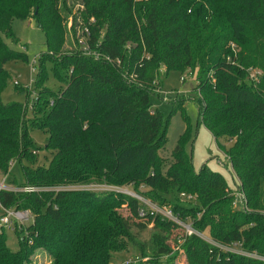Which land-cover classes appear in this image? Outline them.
I'll list each match as a JSON object with an SVG mask.
<instances>
[{
  "label": "trees",
  "instance_id": "16d2710c",
  "mask_svg": "<svg viewBox=\"0 0 264 264\" xmlns=\"http://www.w3.org/2000/svg\"><path fill=\"white\" fill-rule=\"evenodd\" d=\"M70 17L85 40L66 50ZM14 19L33 20L47 39L30 110L1 97L10 77L6 64L29 62L5 40L18 42ZM49 61L66 84L58 93L45 89ZM250 67L263 71L257 83L249 79ZM162 69L197 70L199 121L230 161L244 195L242 211L221 173L194 169L189 99H173L169 115L153 108ZM178 112L186 129L166 164L160 151ZM33 128L49 133L47 166H36ZM23 159L29 164L22 166V186L37 190H2L0 204L30 210L33 221L14 230L17 251L0 230V264H32L38 248L51 254L49 264H111L130 244L147 258L131 264H171L161 259L173 254L165 237L178 225L150 213L140 218L143 204L120 188L170 206L195 230H209L217 244H240L264 256V0H0V172L8 175L11 162ZM182 193L195 202L185 203ZM124 206L131 217L123 215ZM150 224L147 249L137 245L134 230ZM183 239L188 264H264L196 235Z\"/></svg>",
  "mask_w": 264,
  "mask_h": 264
},
{
  "label": "rangeland",
  "instance_id": "374dc122",
  "mask_svg": "<svg viewBox=\"0 0 264 264\" xmlns=\"http://www.w3.org/2000/svg\"><path fill=\"white\" fill-rule=\"evenodd\" d=\"M73 8L77 10L79 6L75 5ZM74 13H76V11H74ZM72 23L73 20L70 17L67 21V26L71 32L68 33V44L66 50H72L73 47L78 46L79 43L85 40L84 36H80V23L78 22L77 26H74L75 29L72 27ZM12 30L18 38V42L5 39L7 44L15 51L26 53L28 55L29 62L11 61L6 64L5 67L9 71L10 77L1 97L5 103H24L26 108L29 107L30 110L32 107L31 105L36 101V99H38L36 79L41 71L39 56L46 51L47 39L45 33L35 24L33 20L14 19L12 21ZM74 32H76L75 35ZM77 37L80 39L78 38V40H76ZM32 64L34 72H32ZM52 66L53 64L50 61L45 65L47 74L45 89L47 90L48 88L53 92L58 93L66 87V84L54 75ZM196 76L197 70L195 72H192V70L189 69L185 72L170 71L169 73H165L164 69H162L157 79V82L159 83L158 90L155 91V94L151 98L153 108H158L165 115H169L173 109L171 102L173 99H189L185 102V112L192 125L193 137L189 142L187 149L193 157L194 169L199 172L203 166H207L212 171L221 173L231 190L234 192L235 197L240 198L237 188L238 180L232 173L229 159L220 149L219 143L215 140L210 131L199 121L200 106L194 100L198 95V92L195 89L197 85ZM182 78H184L185 81H182ZM17 87H23L27 90L22 92ZM185 129L186 122L184 120V115L181 112L173 115L167 135V144L160 151V154L165 159L166 164L172 159V151L176 147L178 139L184 133ZM30 135L38 148L36 153L38 160L36 166H47L52 157L51 151L45 149L49 140V133L45 129L33 128L30 129ZM220 142L226 145L227 148L232 145V143H229L227 140H220ZM28 164L29 162L26 159H23L22 161L14 160L11 164L8 175H4L0 172V181L5 178V182L8 185H14L16 187H20V185L22 186L25 183L22 166ZM92 188L103 190L106 187L94 185ZM124 189H127L134 194L136 193L132 189ZM185 203H187V201ZM236 208L239 211H242L244 208L243 202L239 201ZM122 213L126 217L132 216L127 206L122 208ZM4 214L5 210L0 204V216ZM134 221L140 223L142 222L141 220L133 218V222ZM188 222H190V220ZM30 223L31 221L26 225H29ZM152 226L153 225L150 224L145 229L134 230L137 245L143 244V246H146L148 249L152 242V236L154 235V229ZM2 230L7 235L8 246L13 251L19 250L20 245L18 242V236L14 231V228L5 226ZM184 236L186 237L185 229L180 227L166 235L165 242L171 245L173 248V254L171 257L162 258L161 261L163 263L170 261L171 264H188L186 262L185 251L181 247L184 243ZM139 252V248L130 244L127 250L115 255L111 264H119L125 260H135L136 263H146L147 258H142ZM51 258V254L48 251L43 248H38L33 256L32 264H48Z\"/></svg>",
  "mask_w": 264,
  "mask_h": 264
},
{
  "label": "built area",
  "instance_id": "2783aa9c",
  "mask_svg": "<svg viewBox=\"0 0 264 264\" xmlns=\"http://www.w3.org/2000/svg\"><path fill=\"white\" fill-rule=\"evenodd\" d=\"M86 53L88 55L91 54L90 52H87V51ZM247 71L249 73V79L253 83H257L258 81H260L261 77L263 76V71L260 69L250 67L247 69ZM32 72H34L33 64H32ZM182 81H185V79L182 78ZM12 163L13 161L11 162V164ZM5 181H6L5 178L2 181H0V191L8 190V191H14V192H34L35 190H37L36 188L30 187V186L16 187L14 185H8L6 184ZM118 190L121 191L122 193H125L127 195L137 198L143 204V206L139 209V217L142 219L149 213L153 215H159L160 217L177 224L178 227L185 229L186 236L196 235L202 240L210 244H213L215 246H219L228 252L254 258V259H258L264 262V256H261L260 254L256 252L246 251L242 248L240 244H234L231 246H223V245L217 244L210 236L209 230H206L204 232H199L195 230L190 222L183 221L182 219H180L179 216L175 214V212L170 206L159 205L157 203L150 201L149 199L144 198L143 196L139 194H136V193L134 194L124 188L122 189L120 188ZM239 196L240 198H235L233 202V205L235 207L238 206L239 201L244 203V195L241 192H239ZM181 198L182 200L192 201V202H195L196 200L195 197L189 196L185 193L181 194ZM4 210H5V214L0 217V230H2L5 226H8L10 228L13 227L14 230L16 228L21 229L24 226H26L28 222L33 221V214L30 210H22V209H18L15 207L14 208H4ZM133 262L136 263L135 260H125L119 264H131Z\"/></svg>",
  "mask_w": 264,
  "mask_h": 264
},
{
  "label": "crops",
  "instance_id": "0c3cea01",
  "mask_svg": "<svg viewBox=\"0 0 264 264\" xmlns=\"http://www.w3.org/2000/svg\"><path fill=\"white\" fill-rule=\"evenodd\" d=\"M222 140H224V139H222ZM227 143V142H226ZM224 153V152H223ZM225 154V153H224ZM225 156H226V154H225ZM49 264V263H48Z\"/></svg>",
  "mask_w": 264,
  "mask_h": 264
}]
</instances>
